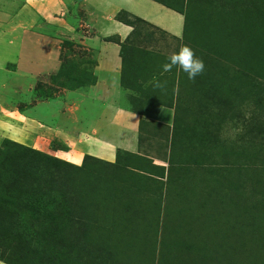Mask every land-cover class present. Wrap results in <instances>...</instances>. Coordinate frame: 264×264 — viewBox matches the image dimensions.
<instances>
[{
    "label": "rangeland",
    "instance_id": "374dc122",
    "mask_svg": "<svg viewBox=\"0 0 264 264\" xmlns=\"http://www.w3.org/2000/svg\"><path fill=\"white\" fill-rule=\"evenodd\" d=\"M174 5L188 13L187 34L180 42L127 9L112 17L119 24L114 30L110 27L117 36L111 39L132 48L125 49L127 71L115 78L108 75L118 85L112 99L122 111L131 106L140 115L141 132L148 141L147 148H134L132 141L129 147L137 151L130 153L135 154L122 152L117 163L110 164L96 158L85 161V155L79 161L66 137L54 138L53 129L32 128L33 113L50 119L73 110L80 120H87V111L102 104L101 95L89 94L94 36L106 23L97 18L98 3L0 0V159L5 151L14 158V154L26 155L25 162L0 161V215L7 218L0 222V254L7 252L2 258L39 264L27 254L32 245L26 235L38 233L45 219L39 216L36 227L25 224L31 231L22 226V240L16 231L28 216L11 220L9 213L33 201L32 193L23 190L19 195V185L28 189L43 178L41 183L47 180L52 185L50 190L46 185V191L40 185L38 195L47 196L41 195L45 199L39 204L49 201L48 191L64 195L56 197L66 211L57 228L65 225L64 238L56 236L59 230L54 236L46 232L49 240L55 238L49 249L59 245L57 264H264V0H184ZM91 11L96 14L91 15L94 22H77ZM122 23L134 29L131 41ZM45 32L57 37L50 45L60 53V69L68 60L77 64L74 75L82 83L75 88L58 76L60 69L39 79L29 77L33 67L44 66L33 51L34 56L29 55L28 44ZM200 33L205 38L198 37ZM185 45L205 64L204 73L195 80L175 67L170 72L162 69L167 57ZM20 60L21 71L16 69ZM9 72H15L13 79ZM154 78L167 81L166 87L156 88ZM39 101L47 102L32 110ZM195 148L196 156L191 155ZM38 152L75 167L61 178L56 165ZM196 160L200 164H194ZM35 162L44 172L42 176L38 172V181L30 177ZM180 162L190 165L188 175L175 179L170 175L181 177L176 166ZM47 170L53 175L48 177ZM23 173H29L27 180L19 178V187L15 186ZM86 222L90 237L77 239V247L70 245L75 224L80 228ZM49 224L47 228L52 227ZM22 241L25 244L17 252ZM0 264L6 263L0 258Z\"/></svg>",
    "mask_w": 264,
    "mask_h": 264
},
{
    "label": "crops",
    "instance_id": "0c3cea01",
    "mask_svg": "<svg viewBox=\"0 0 264 264\" xmlns=\"http://www.w3.org/2000/svg\"><path fill=\"white\" fill-rule=\"evenodd\" d=\"M95 2L98 3L97 18L101 16L102 21L106 23L105 25L101 24L103 27L98 24L94 25V28L100 26L101 31L99 29L98 31L101 33L94 36L96 40V43H94L96 52H94L92 56L95 59V69L92 70L93 74L91 75L94 81L91 82V86H89V94L94 98L101 95L102 104L87 111L89 114V119L87 120H80L79 117L81 115L78 113L76 114V112L72 113L73 110H65L62 114H53L50 119H47L49 115H46L45 119H41L37 114L33 113V121L37 125L35 124V127L32 128L41 132H43V130L46 131V129H53L56 133L54 138L66 137L65 142L67 144L70 142L69 145H74L76 153L80 156L79 161H81L83 158L82 156L85 155L96 158V160L101 162L115 164L120 158V153L127 152L128 154H135L130 153L131 150L134 152L137 151L129 147L132 141L135 145H133L134 148H139L141 146L147 148L148 140L141 132V117L134 112L133 107L130 106L122 111L120 107H117L116 100L114 98L112 99L114 93L117 92L116 88L118 86L115 83L116 80L112 78L118 76L120 72L123 75V71H127L125 65V49L128 48L130 52L132 49L127 47L125 43L124 46H120L111 39L117 37H115V35L113 36V33L110 32H113L115 27L118 26L117 24H119V21L116 18L113 20L112 17L127 9L130 13H135L139 17L145 19L147 23L155 25L154 27L157 28L158 31L164 32L171 37L172 40H182V38H185L186 16L185 14L170 9L166 5L158 2V0H95ZM86 14L78 18L77 22L82 23L84 21L83 24L94 22L92 18L96 16L95 11L86 12ZM122 24L126 30L130 29V31L124 30L123 32L125 37L129 36L128 39L131 41V39H133L134 29L127 24ZM110 27H112L113 30ZM31 37H33V35ZM56 38L57 37L52 39V37H49V34L45 32L38 34V36L33 39L34 42L32 40L31 43L28 44V47H31L28 49L29 55H33V51L37 60L41 62V66H44V69L33 67L35 71H30L31 75H29V77L31 79L35 80L38 77L41 78L47 71H58L60 69V53H58L57 50H52V44L50 45L51 41ZM129 41L127 42L130 43ZM19 63L16 69L18 70L20 68L21 71L20 66L23 67L21 60ZM12 64V69H14L15 62ZM44 70L45 73H42ZM9 73H11L10 78L13 79L15 72ZM105 74H107V77L100 80V77ZM108 75H111L112 78L110 79ZM126 76L128 77L127 73ZM2 87H6L5 84H2ZM42 92L44 94L47 93L46 90H42ZM91 100L93 101V99ZM46 102L47 101H39V104L31 109L36 110ZM112 112L114 116H111ZM107 113H109L108 116ZM73 114L74 116H72ZM58 118L61 119L62 122H58ZM43 120H47V124L43 123ZM64 124L67 125V128L63 126ZM69 127L71 128L69 129ZM97 142H101V148L97 146ZM153 144L152 147L157 145L156 142H153ZM148 145L151 146V144ZM124 157L127 158L126 156ZM166 164L164 163V165ZM166 167H169V165H166Z\"/></svg>",
    "mask_w": 264,
    "mask_h": 264
},
{
    "label": "trees",
    "instance_id": "16d2710c",
    "mask_svg": "<svg viewBox=\"0 0 264 264\" xmlns=\"http://www.w3.org/2000/svg\"><path fill=\"white\" fill-rule=\"evenodd\" d=\"M166 1L165 0H158V2L166 5L170 9L175 10L177 12H180L181 14H185V16H187L188 13L186 14L183 10H180L176 5H174L175 3H178V2H181L182 3L184 0H166ZM182 5L185 6L184 4H182ZM123 14H125V13H123ZM120 17H121L120 19H122V14H121ZM187 18H188V16L186 17V29H185V33L186 34H187V23H188ZM197 36L198 37H201L202 36L203 38H205V35L203 36V35H201V33L199 35H197ZM197 36L195 38H198ZM177 41L180 42L181 40H177ZM70 44H72V43H70ZM77 68L78 67H77V64L75 62L72 61V63H71V61L68 60L66 63H64L62 65V67H61V69L59 71V75H58L59 77L65 78L66 82L67 81H71L72 82V85L68 86L70 88H72V87L75 88L77 85H79V84L82 83V79H80L78 77H75V75H74V73L77 71ZM63 85H65V87H67V83H65ZM4 150H6V149H4ZM4 150H2V151H4ZM5 152L6 153H5V156L3 157V159H0V161L3 160L1 164H12V163L15 164V162H17V160L19 162L20 161H22V162H25L26 161V157H25L26 155L24 156L22 154H14V156H15V158H14L13 157V153H10L9 151L8 152L5 151ZM203 154H204V152L201 153V155H203ZM16 155H21V159L20 158L17 159ZM37 155H39V156L47 159L48 162H51V163L55 164L56 165L55 166V170L58 169L60 171L61 178L62 177H66L69 169H71L72 167H75L71 163L64 162L61 159H58V158L49 156V155H47L45 153L38 152ZM191 155L196 156V148H195V152L194 153H191ZM200 157H203V156H200ZM91 158L93 159V157H88L87 156L85 158V161H86V159L89 160ZM179 164L180 165H176V166H179L177 168L181 169V171H182V172H179L178 171V173H182L181 174V177H178V176L175 177L176 176V173H174V174H172L170 176L173 177V178H175V179H184V177L188 175L186 169H188L190 165H185L184 163H181V162ZM194 164H200V163H199V161L196 160L194 162ZM34 165H35V169L34 170H32L31 168H28V169H31L33 171L32 172L33 174H31L30 177H32L33 180H37L38 181L39 177L37 176V174H38V172L41 169H39V166L40 165L37 164L36 162H35ZM50 169L53 170L52 167H50ZM171 169H170V171H171ZM41 171H42V174H41V176H42L44 172H43V170H41ZM48 172L49 171L47 170L46 174L49 175V176L47 175L48 177H50V176L53 175V173L49 174ZM28 174H24V173L22 175L19 174L20 177H18L15 180V182H14L15 183V186H18L20 184V181H18L19 178H23L24 180L25 179L27 180ZM48 177H46V178H48ZM33 180H32V182H33ZM41 180H43V178ZM40 181L38 183H36L34 186H32L33 185L32 184L30 187H28V189L25 188V187H22L21 184L19 185L20 186V189L18 188L19 195H21L22 191L24 190V192L27 195H29V194L32 193L33 196H32V194H31V196L34 197V198H33L32 203H28L29 201L27 200L26 203H25V205H23L22 207L20 206V210L19 211H16V213H13V212L12 213H9V217H10L11 220H13V219L19 217L21 214H25V215L28 216L27 219H29V220L24 221V223H20L19 226H18V231H16V234L20 232V238L22 240H24L23 239L24 238V235H22L21 234V230H19L22 226L24 228V231H26V232L27 231H31V226L26 225V227H25V224H29V225L35 226V225L38 224L36 222H37V220H39V216H40L41 219H45L44 222H43L44 224L43 223H40L38 225L39 226V229H37V230L40 233L38 232V233H35L33 235V234H31V232H28L27 234L29 236L25 234L26 235V238L29 239V241H30L29 244L32 245L31 246V249L28 248L27 254H28V256H31L32 259L33 258H36V260H37V262L39 264L40 263L41 264H57L56 252L59 251V245H56V244L53 245V250L51 251V249H49V246H50V244L52 242H54L55 238L54 239L52 238L53 240H49V238L47 237L46 232L48 231V232H50V234L52 236H54V231H58L59 230V229H57L58 226H61V225L58 224V222L60 223L61 220H63L64 213L66 214V211L64 210V206H63L64 203H62V202H56L57 201L56 200V197H62L64 195H63V193H60L58 191H55V194L54 193L52 194L50 191H48L49 192L48 193L49 196L52 197V198H50V197L47 198L49 200V201H47V203L43 202L42 205L39 204V202H41L43 199H45V198H41L42 197L41 195H46L47 196V193L46 192H42L41 195H38V193L39 194L41 193L40 192V185L43 184L41 186V189L43 191H46V185L48 186V189L49 190H50V187L52 185V182L51 181H49V183H47V180L44 183H41ZM52 199H54V200H52ZM5 220H7V218L5 217L3 219L1 217V215H0V222H7ZM49 222L52 223L51 225L50 224L49 225L52 226L53 228L52 227H48L47 228V226H48L47 223H49ZM76 224H75V227H74V231L72 233L74 236L71 237V240L69 241V242H73V244H70V243L69 244L70 245H73L75 247H77L79 245V243L76 242L77 239L80 240L82 238H89L90 237V234H91L90 229H89L90 226L87 225V222L86 223H82V226L80 228L78 226H76ZM33 226H32V228L35 229L36 226L35 227H33ZM64 229H65V225H64ZM64 229H62V227H61L60 230L57 232L59 235L56 234V236L57 237L60 236L63 239L64 238ZM8 230H10V229H8ZM5 233L6 232H3L2 235L4 236ZM14 239H15V234H14ZM20 242H21V240H20ZM20 242L18 243L19 245H18V248H17V252L18 251L20 252L22 250V246H24V244H25L23 241H22V244L23 245ZM4 252L2 254L3 255H6L7 252H5V253ZM2 254H0V258L4 261V263H6V264L7 263L8 264H15V261H12V259L10 257L8 259H6L5 257L2 258ZM44 254H45V256H43ZM26 262L29 263L28 261H26ZM30 262L33 264L32 261H30ZM31 263H29V264H31Z\"/></svg>",
    "mask_w": 264,
    "mask_h": 264
},
{
    "label": "clouds",
    "instance_id": "9594fccd",
    "mask_svg": "<svg viewBox=\"0 0 264 264\" xmlns=\"http://www.w3.org/2000/svg\"><path fill=\"white\" fill-rule=\"evenodd\" d=\"M174 67L186 73L190 80H195L205 71L204 61L196 55L192 48L186 45L182 46L179 51L172 52L167 57V63L162 65L163 72H170ZM154 81L156 88L164 89L166 87L167 81L161 83L155 78Z\"/></svg>",
    "mask_w": 264,
    "mask_h": 264
}]
</instances>
